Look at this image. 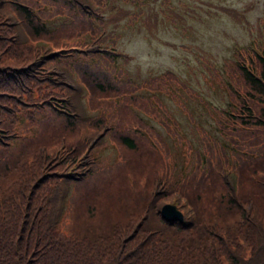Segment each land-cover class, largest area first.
I'll return each instance as SVG.
<instances>
[{
  "label": "trees",
  "instance_id": "16d2710c",
  "mask_svg": "<svg viewBox=\"0 0 264 264\" xmlns=\"http://www.w3.org/2000/svg\"><path fill=\"white\" fill-rule=\"evenodd\" d=\"M88 1L93 11L77 0H0V264H264V38L238 48L226 68L229 101L218 111L230 156L203 134V150L175 175L162 132L182 138L185 129L169 127L149 92L180 80L172 70L123 80L107 24L131 19L130 10ZM137 2L132 16L144 12L149 29L162 20ZM220 7L251 27L250 6ZM56 67L79 76L83 115ZM109 141L117 156L95 158ZM169 201L184 219L164 218Z\"/></svg>",
  "mask_w": 264,
  "mask_h": 264
},
{
  "label": "rangeland",
  "instance_id": "374dc122",
  "mask_svg": "<svg viewBox=\"0 0 264 264\" xmlns=\"http://www.w3.org/2000/svg\"><path fill=\"white\" fill-rule=\"evenodd\" d=\"M147 1L159 10L162 18L151 29L142 20L144 12H141L139 17L132 16L140 7L137 0H112L114 4L129 8L131 15V19L128 15L121 18L117 24L111 22L107 24V28L114 31L115 46L122 54L117 56L113 68L116 67L123 80L141 82L165 70H172L180 80V83L176 80L171 82L167 90L149 92L151 95L149 97L153 99L160 112L163 115L165 112L171 115L169 117L165 115L169 127L175 122L177 127L185 129L182 138L166 131L162 132L171 150L169 167L175 169L174 173L177 175L186 169V162L191 155L189 152L195 148L203 150L204 140L201 138L203 134L210 135L217 146L224 148L230 156L232 142L227 138V134L221 132V129L224 130L221 127L224 120L218 111L229 101L228 90L224 85V81L229 78L226 68L232 59L237 58L238 48L253 44L257 38H261L260 41L264 38V0ZM170 4L178 15L169 10ZM140 5L143 9L147 7L146 2ZM220 5H233L237 8L250 6L246 15L251 27L236 21L222 11ZM115 10V7L109 8L107 13H113ZM47 21L52 24L56 18ZM260 32L263 33V37L258 35ZM17 35L20 39L26 38L19 28ZM95 43L93 40L89 47L95 48ZM95 59L102 61V58ZM59 72L72 83L73 93L69 97V102L74 106L76 113L83 115L85 104L83 89L77 84V82L81 84L79 76L71 73L76 82L63 68H59ZM153 124L158 128L160 126L159 122ZM94 137L91 138L90 144ZM149 138L154 140L152 137ZM187 145L193 146L188 152ZM117 151L115 144L109 141L108 144L98 147L94 156L101 160L105 159V156H110L112 161V158L117 156ZM87 161L88 159H83L82 163ZM74 175L79 177L77 173ZM226 175L227 180L233 185L234 174ZM92 186L98 188L97 183H93ZM160 190L162 187L157 189Z\"/></svg>",
  "mask_w": 264,
  "mask_h": 264
},
{
  "label": "water",
  "instance_id": "95a60500",
  "mask_svg": "<svg viewBox=\"0 0 264 264\" xmlns=\"http://www.w3.org/2000/svg\"><path fill=\"white\" fill-rule=\"evenodd\" d=\"M17 23V21H15ZM162 215L167 220L183 219V212L177 207L175 203H165L161 207Z\"/></svg>",
  "mask_w": 264,
  "mask_h": 264
}]
</instances>
